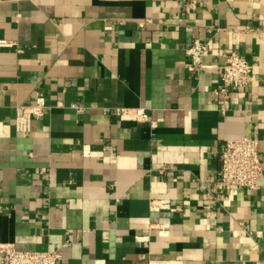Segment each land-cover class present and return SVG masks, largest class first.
I'll use <instances>...</instances> for the list:
<instances>
[{
  "label": "crops",
  "instance_id": "1",
  "mask_svg": "<svg viewBox=\"0 0 264 264\" xmlns=\"http://www.w3.org/2000/svg\"><path fill=\"white\" fill-rule=\"evenodd\" d=\"M0 38V242L62 264H264V173L214 189L227 138L257 137L264 169V0H0ZM230 50L251 69L224 105ZM37 93L47 111L17 131Z\"/></svg>",
  "mask_w": 264,
  "mask_h": 264
},
{
  "label": "built area",
  "instance_id": "2",
  "mask_svg": "<svg viewBox=\"0 0 264 264\" xmlns=\"http://www.w3.org/2000/svg\"><path fill=\"white\" fill-rule=\"evenodd\" d=\"M194 7L195 0H190ZM143 22L139 25L143 26ZM14 42L0 38L1 47L12 46ZM189 61L185 64L188 71L198 69L203 58L208 53L207 43L194 39L186 49ZM221 76L213 89V93L221 99L224 105L228 102L230 93L234 89L244 88L249 81L250 64L246 58L236 50L222 53ZM60 104V103H59ZM75 110L82 107L76 103L69 105ZM45 97L37 93L34 101L27 105H19L14 117L17 131L26 132L31 129L33 118L42 117L47 111ZM116 114L121 119L146 120L148 114L143 107H116ZM259 139L250 135L239 138H227L223 141L219 151V166L217 169L214 189L230 190L236 187L253 189L258 186V180L263 176L264 169L259 158ZM158 203L153 207H158ZM62 252L53 250H21L13 243L0 242V264H62Z\"/></svg>",
  "mask_w": 264,
  "mask_h": 264
}]
</instances>
